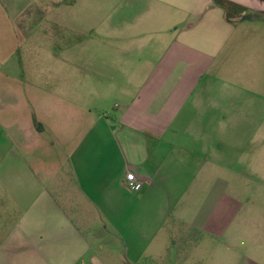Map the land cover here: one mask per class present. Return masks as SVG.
I'll return each instance as SVG.
<instances>
[{
  "label": "crops",
  "instance_id": "0c3cea01",
  "mask_svg": "<svg viewBox=\"0 0 264 264\" xmlns=\"http://www.w3.org/2000/svg\"><path fill=\"white\" fill-rule=\"evenodd\" d=\"M229 1L245 11L229 18L215 0H0V47H36L35 24L49 22L52 31L61 28L49 37L55 62L90 64L76 79L113 82L118 111L94 127L101 130L90 137L94 158L79 159V180L123 188L134 172L143 186H155L166 151L191 161V170L204 163L206 176V161L223 165L227 128L243 126L237 113L244 100L238 97L250 98L252 112L264 111L254 98L264 80V0ZM26 39L27 46H18ZM259 138L253 149L256 175L264 160V137ZM242 141L235 139L232 148ZM108 143L127 151L125 167L109 162ZM18 178L14 169L12 183ZM4 208L0 199V264H111L52 199L30 204L21 222L10 223ZM49 221L56 229L37 231L35 223Z\"/></svg>",
  "mask_w": 264,
  "mask_h": 264
},
{
  "label": "rangeland",
  "instance_id": "374dc122",
  "mask_svg": "<svg viewBox=\"0 0 264 264\" xmlns=\"http://www.w3.org/2000/svg\"><path fill=\"white\" fill-rule=\"evenodd\" d=\"M55 6L53 1L50 9ZM35 25L36 47L27 46V39L18 45L27 47L11 42L0 47L4 217L21 222L30 204L52 199L111 264H264V160L259 175L252 166L256 139L264 137V111L252 112L250 98L238 97L244 100L237 113L243 126L227 128L229 143L221 161L226 169L206 161L211 174L205 176L204 163L191 170V161L166 151L155 186L138 191L111 184L95 187L91 180L78 179L77 162L94 158L90 137L101 131L94 127L101 118L114 117L120 97L112 81L76 79L80 69L90 71V64L55 62L49 37L55 38L61 28L52 31L49 22ZM255 94L261 109L264 80H259ZM237 138L243 141L234 150ZM119 146L107 147L109 162L118 168L129 160ZM14 169L19 178L12 183ZM29 172L35 176L29 178ZM216 185L221 186L219 192L214 191ZM217 199L221 201L214 208ZM41 215L36 208V216ZM35 224L41 232L56 229L51 221Z\"/></svg>",
  "mask_w": 264,
  "mask_h": 264
},
{
  "label": "trees",
  "instance_id": "16d2710c",
  "mask_svg": "<svg viewBox=\"0 0 264 264\" xmlns=\"http://www.w3.org/2000/svg\"><path fill=\"white\" fill-rule=\"evenodd\" d=\"M215 2L217 5L227 10L229 18H232L233 16H237L241 14L243 11H245V8L229 0H215Z\"/></svg>",
  "mask_w": 264,
  "mask_h": 264
},
{
  "label": "built area",
  "instance_id": "2783aa9c",
  "mask_svg": "<svg viewBox=\"0 0 264 264\" xmlns=\"http://www.w3.org/2000/svg\"><path fill=\"white\" fill-rule=\"evenodd\" d=\"M126 180H127V186L132 190L138 191L143 186V182L141 178H139L137 174L134 172L128 173L126 176Z\"/></svg>",
  "mask_w": 264,
  "mask_h": 264
}]
</instances>
